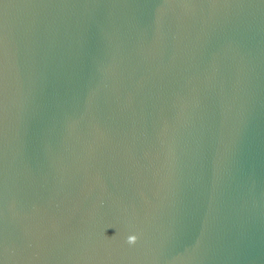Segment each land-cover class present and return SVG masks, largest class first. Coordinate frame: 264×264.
I'll return each mask as SVG.
<instances>
[{
	"label": "water",
	"instance_id": "1",
	"mask_svg": "<svg viewBox=\"0 0 264 264\" xmlns=\"http://www.w3.org/2000/svg\"><path fill=\"white\" fill-rule=\"evenodd\" d=\"M0 264H264V0H0Z\"/></svg>",
	"mask_w": 264,
	"mask_h": 264
},
{
	"label": "clouds",
	"instance_id": "2",
	"mask_svg": "<svg viewBox=\"0 0 264 264\" xmlns=\"http://www.w3.org/2000/svg\"><path fill=\"white\" fill-rule=\"evenodd\" d=\"M136 239H137V237L134 236V235H133V236H129V237H128V243H130V244H131V243H135Z\"/></svg>",
	"mask_w": 264,
	"mask_h": 264
}]
</instances>
